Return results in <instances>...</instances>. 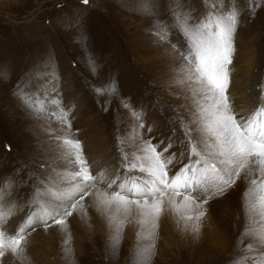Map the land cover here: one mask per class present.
<instances>
[{
    "label": "rangeland",
    "instance_id": "374dc122",
    "mask_svg": "<svg viewBox=\"0 0 264 264\" xmlns=\"http://www.w3.org/2000/svg\"><path fill=\"white\" fill-rule=\"evenodd\" d=\"M152 2L157 5L159 18L170 22V0ZM181 2L196 16L204 11L202 0ZM246 2L235 0L244 10L235 36L229 89L234 108L241 115L259 103L258 86L264 83V0H257L261 6L253 13H249ZM139 3L0 0V69L8 73V79L0 80V184L5 178L14 179L15 186L4 204L15 202L18 206L5 225L9 233L29 212L27 201L34 190L35 176L44 178L53 169L71 170L57 157L55 139L63 135L60 126L25 108L15 94L17 85L25 91H37L40 85L41 96L47 92L49 99L58 97L70 110L72 132L82 142L94 173L105 167L115 171L119 166L118 141L122 137L134 138L139 131L145 139L153 143L163 140L165 144L170 137L175 141L183 138L173 121L177 115L190 118L192 101L174 83L178 61L152 34V20L138 14ZM171 39L175 42L180 37L173 31ZM38 73L44 75L37 79ZM112 81L118 87L117 95H97L96 89ZM234 89L238 98L233 97ZM125 103L130 108H124ZM133 109L143 110L144 129L137 130ZM178 147L177 143L171 151ZM245 188L246 183L240 181L204 206L208 221L211 216L213 234L208 231L209 222L201 226L208 234L183 231L166 213L159 222L150 264H232L234 256L240 255L236 246L245 226L241 196ZM90 198H86L91 205L87 218L81 219L78 214L69 218V257L64 255V237L57 227L48 231L37 228L28 236L23 264H134L138 226L126 225L119 247L112 251L107 221L95 211ZM247 243L245 239L240 248ZM4 264L21 262L8 256Z\"/></svg>",
    "mask_w": 264,
    "mask_h": 264
},
{
    "label": "snow or ice",
    "instance_id": "6c2138e0",
    "mask_svg": "<svg viewBox=\"0 0 264 264\" xmlns=\"http://www.w3.org/2000/svg\"><path fill=\"white\" fill-rule=\"evenodd\" d=\"M82 3L88 5L89 0ZM202 4L204 11L196 16L181 0H170L169 22L159 18L152 0H140L138 14L152 20V34L178 61L174 83L192 101V107L188 120L177 115L173 121L183 134L178 141L170 137L166 144L163 140L153 143L139 131L134 138H120V162L115 171L105 167L94 173L82 142L72 132L70 110L58 97L49 99L47 92L41 96L40 85L37 91H25L17 85L15 94L25 108L60 126L63 135L55 139L57 157L71 170L53 169L44 178L33 174L29 212L11 233L5 225L18 206L15 202L5 205L4 201L15 181L8 177L0 184V264L8 256L23 264L28 236L37 228L48 231L57 227L64 237V255L69 257V218L76 214L87 218L91 207L88 197L94 198L97 212L107 221L110 249L117 250L125 226L134 223L138 226L134 264H150L159 222L166 213L183 231L199 235L206 216L204 206L240 181L246 183L242 194L245 226L236 246L240 255L234 256L232 264H264V83L258 86L259 103L247 114H238L229 89L235 36L244 6L235 0H202ZM246 6L253 13L261 5L247 0ZM173 31L180 37L175 42ZM43 75L38 73L36 78ZM6 79L8 73L0 69V80ZM95 91L115 96L118 87L112 81ZM131 116L137 130L144 129L143 110L133 109ZM177 143V151H171ZM245 239L249 243L241 249Z\"/></svg>",
    "mask_w": 264,
    "mask_h": 264
},
{
    "label": "bare ground",
    "instance_id": "6f19581e",
    "mask_svg": "<svg viewBox=\"0 0 264 264\" xmlns=\"http://www.w3.org/2000/svg\"><path fill=\"white\" fill-rule=\"evenodd\" d=\"M236 89H237V88H236ZM236 89L232 90V92H233V97H235V96L237 97V92H236V91H237L238 89H237V90H236ZM234 92H235V93H234ZM239 93H240V92H239ZM237 98H238V97H237ZM233 99H234V98H233ZM57 168H58V166H57ZM113 171H114V170H113ZM242 187H243V185L240 183L239 188H242ZM235 196H238V195L235 194ZM241 196H242V195H241ZM238 197H239V199H240V196H238ZM93 201H94V198H93V197L89 199V202H91L92 205H95ZM93 207L95 208V211H96V207H95V206H93ZM95 211H93V212H95ZM95 213H96V212H95ZM167 214H168V213H167ZM165 217H166V216H165ZM169 217H170V216H169ZM207 219H208V217H205L204 222L201 221V223H202L201 226L204 225L206 222H209V223H208V231L210 232V234H213V231H212L213 223H212V221H211V216H210V221H208ZM208 231L205 230V229H203V228L201 227V231H200L199 234H202V233H207V234H208ZM60 233H61V232H60ZM60 233L57 232V233H55V235L58 237V236L60 235ZM52 235H53V234H52ZM52 235H51V237H47V239H48V240L52 239ZM74 238H75V237H74ZM209 238H210V239H213V236H209ZM53 239H54V238H53ZM57 240H58V239H57ZM83 244H84V243H83ZM32 253H33V252H32ZM33 255H34V254H33ZM32 257H33V256H32Z\"/></svg>",
    "mask_w": 264,
    "mask_h": 264
}]
</instances>
